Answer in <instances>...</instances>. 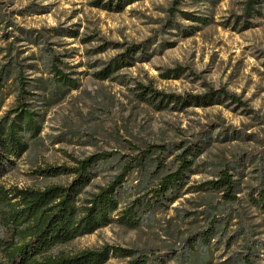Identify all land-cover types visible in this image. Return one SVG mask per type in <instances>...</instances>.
<instances>
[{"label": "rangeland", "instance_id": "obj_1", "mask_svg": "<svg viewBox=\"0 0 264 264\" xmlns=\"http://www.w3.org/2000/svg\"><path fill=\"white\" fill-rule=\"evenodd\" d=\"M173 1L137 0L116 12L104 6L117 0H0V67L30 53L41 57L53 51L76 67L80 80L77 91L47 112L41 140L0 185L33 189L66 185L72 177H40L35 170L72 166L71 158L97 152H124L129 142L168 145L204 142L209 137L206 152L198 160L204 173L192 177L191 183L210 180L216 164L225 161L241 171L243 186L256 185L255 177L264 173V19L255 16L245 21L243 0H178L171 18L167 13ZM26 30L43 36L39 48L22 42ZM69 31H77L78 37L57 36ZM139 44L148 46L147 53L153 49L149 59H144L146 55L140 59L148 61L120 70L113 80L99 81L93 76L126 47ZM177 67L179 77H164L167 70ZM139 84L181 96L221 89L239 98L244 107L227 101L207 108L158 112L136 100ZM12 102L8 96L2 111ZM106 175L94 185L105 183ZM198 201L197 196L186 195L172 205L175 209L157 214L138 230L113 224L60 250L78 253L104 245L154 250L166 264H176L175 256L186 247L181 241L203 225L202 221L198 226L184 222L179 215L191 212ZM246 209L261 223L257 232L264 240V215ZM106 264L124 261L111 258Z\"/></svg>", "mask_w": 264, "mask_h": 264}, {"label": "trees", "instance_id": "obj_2", "mask_svg": "<svg viewBox=\"0 0 264 264\" xmlns=\"http://www.w3.org/2000/svg\"><path fill=\"white\" fill-rule=\"evenodd\" d=\"M136 1L117 0L104 9L119 12ZM179 4L173 1L169 17L175 16ZM242 7L245 21L255 16L264 19V0H243ZM22 36V42L36 48L44 40L33 30L24 31ZM57 36L75 39L78 32ZM152 50L147 53L148 46L143 44L126 47L93 76L99 81L113 80L111 77L120 70L148 61L140 59L143 55L149 59ZM74 68L53 51L41 57L30 53L21 60H7L0 67V180L41 140L47 112L80 88ZM180 75L177 67L167 70L164 77ZM135 91L139 103L158 112L168 108L179 112L191 107L207 108L227 101L244 107L239 98L221 89L181 96L139 84ZM8 96L13 97V102L2 111ZM208 140L168 145L129 142L124 152H97L71 158L72 166L35 170L40 177H72L66 185L43 189L0 185V264H106L111 258L123 260L124 264H166L154 250L104 245L67 253L60 248L113 224L138 230L157 214L175 209L172 205L186 195L197 196L199 201L191 212L179 215L180 219L197 226L202 221L203 225L181 241L186 247L182 255L175 256L176 264H264V240L257 232L262 225L246 209L264 215V173L255 177V186H243L241 171L232 162L224 161L216 164L210 180L191 183L192 177L204 173L198 160L205 154ZM261 160L264 167V154ZM105 174V183L94 185ZM233 248L236 249L231 251ZM221 259L224 260L216 262Z\"/></svg>", "mask_w": 264, "mask_h": 264}]
</instances>
